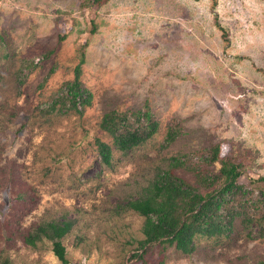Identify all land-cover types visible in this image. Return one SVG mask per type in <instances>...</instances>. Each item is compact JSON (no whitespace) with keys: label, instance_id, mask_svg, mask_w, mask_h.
<instances>
[{"label":"rangeland","instance_id":"obj_1","mask_svg":"<svg viewBox=\"0 0 264 264\" xmlns=\"http://www.w3.org/2000/svg\"><path fill=\"white\" fill-rule=\"evenodd\" d=\"M81 52L73 105L65 94ZM112 110H146L156 130L121 151L100 126ZM175 122L181 132L166 142ZM96 139L109 144L108 162ZM216 143L240 164L248 219L198 235L188 253L141 246L144 217L128 201L163 170L210 190L187 164L205 169L200 157ZM259 175L263 0H0V264H63L50 239L26 237L65 220L64 264H264L263 203L252 201L264 183L249 181Z\"/></svg>","mask_w":264,"mask_h":264},{"label":"trees","instance_id":"obj_2","mask_svg":"<svg viewBox=\"0 0 264 264\" xmlns=\"http://www.w3.org/2000/svg\"><path fill=\"white\" fill-rule=\"evenodd\" d=\"M83 62L84 57L81 52L79 64L75 68L76 79L72 85L68 86L65 94V99L73 105L80 96L81 86L78 82V73ZM64 101V98L59 100L62 105H65ZM133 122H136V126H132ZM100 126L111 135L115 147L125 152L151 137L156 130L157 122L146 110L136 112L134 119L130 114L112 110L102 116ZM180 132L179 124L175 122L173 126H169L165 141L172 142ZM96 145L102 160L108 162L111 156L109 144L96 139ZM205 150L206 153L200 157L205 169H198V166L192 163L187 164V167L195 172L194 176L202 185L200 187L205 190L211 188L210 190L203 193L197 186L198 184H190L183 178L173 175L169 170H163L154 176V180L142 195L128 201V206L144 217L141 246L161 241L188 253L192 251L193 241L198 235L227 234L235 217L241 216L242 220L248 219L249 215L245 213L247 198L242 201V197L238 194L243 188V184L238 182L241 175L240 164L234 157L227 154L222 155L219 143ZM214 162L220 163V167L210 175V169L207 167ZM175 164L185 167L186 161L178 157L175 158ZM218 177H223L224 182L219 185V188H213ZM249 181H257L262 185L264 175H259ZM252 201L254 207L263 203L262 213L259 217L257 216L262 223L264 221V191L260 190L258 196H254ZM261 223L260 226H262ZM69 229L68 220L50 221L39 225L33 234L26 237V242L34 245L35 241L42 236L50 239L53 253L64 264L66 259L61 238Z\"/></svg>","mask_w":264,"mask_h":264},{"label":"built area","instance_id":"obj_3","mask_svg":"<svg viewBox=\"0 0 264 264\" xmlns=\"http://www.w3.org/2000/svg\"><path fill=\"white\" fill-rule=\"evenodd\" d=\"M77 99H79V98H77Z\"/></svg>","mask_w":264,"mask_h":264}]
</instances>
